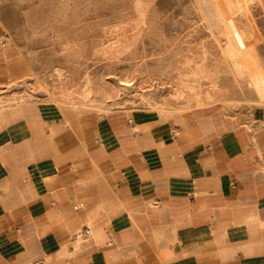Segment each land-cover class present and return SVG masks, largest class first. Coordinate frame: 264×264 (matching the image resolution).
Here are the masks:
<instances>
[{"label": "crops", "instance_id": "crops-1", "mask_svg": "<svg viewBox=\"0 0 264 264\" xmlns=\"http://www.w3.org/2000/svg\"><path fill=\"white\" fill-rule=\"evenodd\" d=\"M2 27L0 74L19 47ZM74 48L87 64L58 52ZM79 63L56 67L68 86ZM123 115L75 132L70 111L34 101L0 129V264H264V134L206 139L193 111L158 129Z\"/></svg>", "mask_w": 264, "mask_h": 264}, {"label": "bare ground", "instance_id": "bare-ground-1", "mask_svg": "<svg viewBox=\"0 0 264 264\" xmlns=\"http://www.w3.org/2000/svg\"><path fill=\"white\" fill-rule=\"evenodd\" d=\"M153 1L136 2L138 16L130 27L127 29L125 25H111L105 30L108 36L96 40L94 44L92 41L57 43L58 50L62 51L77 46L88 62L86 71L79 78L78 87L67 85L71 72L62 68L54 67L46 74V95L52 103H42L44 113L52 109L70 111L74 128L78 131L77 116L82 111H93L99 116H107L147 109L146 101L151 97L148 92L153 93L168 83L170 91L167 97L173 101L166 98L157 107L150 105L148 109L164 113L171 121L177 120L186 111L202 110L209 105L222 104L227 108L238 105L251 111L264 109V28L253 18L254 10L263 7L264 0H187L195 9L198 21L212 38L217 55L210 57L209 52L212 49L204 42L196 43L194 48L189 49L188 58L180 61L172 83L166 76L168 60L165 54H151L148 58V55L142 56L127 69L117 72L118 65L134 52L140 41ZM33 12L26 16V23L36 28L38 21ZM152 12L154 14L149 22L154 24L156 10ZM10 45L11 40H8L6 48ZM96 63L98 64L94 66ZM134 84L141 90H149L145 96H135L138 104L115 103L122 89ZM59 89L62 90L59 92ZM34 101L33 93L27 92L19 96L12 93L6 109H0V129L7 123H10L8 128L14 130L22 127L18 121L21 105ZM252 128L254 130L251 134L254 138L264 134L262 124H256ZM236 233L238 230L233 235Z\"/></svg>", "mask_w": 264, "mask_h": 264}, {"label": "rangeland", "instance_id": "rangeland-1", "mask_svg": "<svg viewBox=\"0 0 264 264\" xmlns=\"http://www.w3.org/2000/svg\"><path fill=\"white\" fill-rule=\"evenodd\" d=\"M138 1L0 0L2 28L7 37L12 39L13 44L19 46L15 56L9 62V72L0 74V106L2 107L0 109H6L8 101L12 98L11 92L16 94L14 96L30 92L33 93L34 99L38 103L51 105L52 101L46 95L45 89L46 74L54 67L61 65L62 61L80 62L74 69L73 78L76 80L78 73L87 67L86 63L81 62V56L77 55V48L72 49L70 54L60 55L57 43L92 41L94 44L96 40L105 39L108 36L105 30L111 25H125L128 29L138 16L135 7ZM149 8L150 11L146 17L147 23L142 29L140 41L134 52L118 65L117 72L127 69L131 63L139 61L142 56L148 55V58L151 54H165L168 60L166 76L172 83L181 64L180 61L188 58L189 49L194 48L196 43H206L212 49L209 52L210 57L217 55V51L212 45V38L198 21L199 17L195 9L189 5L187 0H154ZM154 9L156 10V20L152 24L149 20L154 14L152 12ZM32 11H34V18L38 21L36 28L26 23V16L30 15ZM253 18L261 28H264V5L254 10ZM180 43L184 46H181ZM136 86L134 84L131 87L123 88L115 103L118 105L125 103L137 105L138 99L135 96H145L149 90H141ZM169 86L168 83L153 93L148 92L151 97L147 98V105H145L147 109H138L123 116L130 118L133 121L132 124L139 122L152 129L167 126L169 123L164 113H158L156 109L148 108L150 105L157 107L166 98L168 101H173L172 98L167 97L170 91ZM181 89H183L182 86ZM61 90L57 91L60 92ZM201 99L206 98L201 97ZM193 113H204L201 116L202 120H198L197 124L201 127L200 122H205L210 127L208 130H204L203 134L206 139L227 130L239 128L251 133L254 130L252 127L256 124L264 126V109L251 111L238 105L227 108L220 104L209 105L202 110L193 111ZM121 116H99L93 111H82L78 116V122L89 121L96 125L100 118H118ZM70 126L59 128L57 134L61 138L71 139L72 144H75L79 138L72 129L75 132L79 131L74 128V123L72 129ZM8 186H12L10 180ZM77 200L86 201L83 198ZM85 209L83 208L81 211Z\"/></svg>", "mask_w": 264, "mask_h": 264}, {"label": "built area", "instance_id": "built-area-1", "mask_svg": "<svg viewBox=\"0 0 264 264\" xmlns=\"http://www.w3.org/2000/svg\"><path fill=\"white\" fill-rule=\"evenodd\" d=\"M83 233L87 234V233H88V229L85 228V229L83 230ZM35 264H39V263H35Z\"/></svg>", "mask_w": 264, "mask_h": 264}]
</instances>
